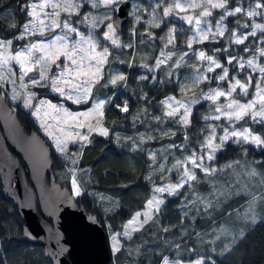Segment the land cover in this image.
<instances>
[{
    "label": "snow or ice",
    "instance_id": "6c2138e0",
    "mask_svg": "<svg viewBox=\"0 0 264 264\" xmlns=\"http://www.w3.org/2000/svg\"><path fill=\"white\" fill-rule=\"evenodd\" d=\"M128 2L28 0L22 11L26 12L29 19L22 26L11 24L12 29L19 30L15 36L0 37V100H11L17 108H22L38 120L40 128L52 142L50 147L60 153L62 158L68 160L71 155H75L69 152L70 145L78 146L82 157L83 151L92 143L90 137L93 134L106 138L110 135V129L104 126L103 120L106 106L114 103L116 93L98 98L95 92L109 85L116 87L119 82L127 80L123 72L107 71L106 74V69L112 63L110 57L113 51L135 48L137 38L141 44L145 43V38L148 41L159 39L163 47L154 64L141 65L148 72H155L162 65L178 70L185 65L186 58L194 56L196 59L185 82L180 84L183 95L180 98H162L158 105L161 114L152 118L158 123L168 121L177 125L184 131V140L179 145L172 141L159 151L147 153L151 161L148 167L152 171L145 179L151 181L153 172L158 171L165 182L153 183L152 194L144 210L134 214L124 225L122 233L112 236L110 247L113 254L122 250L119 235L131 239L133 232H140L150 222H158L159 214L166 207V199L162 198L165 194L175 197L181 195L183 189H189L180 205L184 218H189V211H185L189 206L205 214L214 209L219 203L216 197L222 193L213 187L208 195H202L197 186L205 183L215 186V178L219 174H226V169L231 170L239 186L236 194L244 192L251 197L244 218L255 223L258 200L264 209V192L259 196L254 195L248 192L247 185L259 177V184L264 186V173L258 172L248 162L236 160L218 167L216 160L228 143L254 146L264 151V0H235L234 4H230L229 0H140L130 5L132 10L129 15L134 23L129 41L123 42L113 15H117ZM84 7L90 11L83 12ZM216 12L219 13L218 18ZM229 18L235 19V25L231 28L228 25ZM173 19L186 26L189 35L186 36L184 47L187 51L174 50L177 47L176 35L183 34L185 28L172 24L159 37L153 31L161 29L162 25L166 26ZM138 24L146 25L144 32H138ZM35 36L40 38L31 40ZM24 40L30 42L13 48L16 42ZM224 42L226 47L215 46ZM206 44H212L213 47L205 50L203 46ZM242 45L244 47L239 48ZM233 46L237 47L235 55L231 51ZM166 49H169L167 53ZM169 61L174 62L168 64ZM120 62L123 63V60ZM132 66L133 62L129 61L128 67ZM168 75L171 76L172 72ZM241 75H244V79L239 78ZM137 79L156 81L157 76L142 75ZM254 81L255 90L251 93L252 98L248 99ZM213 83L215 87L211 86ZM205 84L208 85L206 89L200 87ZM36 88H44L47 92L41 96L34 90ZM198 88L199 91H195ZM48 92L54 95L55 102L48 98ZM189 92L191 95H188ZM146 96L144 93L140 99ZM201 101L207 102L209 109L208 114L201 117L206 123L199 129L197 142L193 143L188 130L192 126L194 106ZM69 103L76 106L91 104V107L83 111L72 110L68 107ZM116 107L120 112L127 113L128 101ZM133 119L138 122L139 114ZM253 126H261V131L256 132ZM176 135L175 131L171 132L172 137ZM139 136V141L127 138L131 141L132 151L139 150L146 139H153L151 136L145 137L143 133ZM162 137L171 140L167 132L162 131ZM116 138L119 139V136ZM173 150L181 153V156L176 157ZM242 151L247 154L248 148L243 147ZM170 157L172 162L166 166L165 162ZM70 163L73 166L69 170L72 194L80 196L82 191L75 167L80 160L71 159ZM255 163L264 167V161ZM165 173L175 174V183H168L169 177ZM226 187L230 185L226 184ZM191 218L195 219V214ZM221 231L227 232V228ZM244 237L245 233L241 231V240ZM226 251L230 249L226 248ZM159 255L162 256L160 264H181L180 259L171 260L167 255ZM210 260L211 257L207 260L197 259L193 264H209ZM0 264H3L2 260Z\"/></svg>",
    "mask_w": 264,
    "mask_h": 264
},
{
    "label": "trees",
    "instance_id": "16d2710c",
    "mask_svg": "<svg viewBox=\"0 0 264 264\" xmlns=\"http://www.w3.org/2000/svg\"><path fill=\"white\" fill-rule=\"evenodd\" d=\"M27 2L28 0H0V37L15 36L19 30L12 29L11 24L18 23L22 26L29 19L26 12L22 11ZM138 2L140 0H129L127 4V20L118 33L123 42L129 41L130 29L134 23L133 18L129 15L132 10L130 5ZM229 3L234 4L235 0H229ZM168 24L162 25L161 29H153L157 37L165 33ZM228 25L230 28L234 26L235 19L229 18ZM145 27L144 24L136 25L140 33L144 32ZM176 41L177 47L174 50L184 51L185 47L179 46V41ZM135 45V48L114 50L110 57L112 63L106 69V74L107 71L123 72L127 80L119 82L116 87L109 85V87L99 88L95 92L98 98L112 96L113 92L116 93L114 103L111 106H106L103 120L104 126L110 129L109 137L93 134L90 137L92 143L83 151L82 157L79 147L70 146L69 148L70 151L78 153L77 159L80 160V163L75 167L78 169L77 180L82 194L75 196L74 202L107 235L121 231L125 221L134 212L143 208L144 203L152 194L153 183L165 182L158 175H152L151 181L145 179L152 170L148 167L151 161L147 153L150 150L158 151V148L166 147L172 141L179 145L184 140V131L177 125L168 121L158 123L152 118L161 114L158 105L162 98L183 95L180 84L185 82L192 66L176 69L174 79L169 78L164 81L160 72L163 65L152 73L141 67L144 63H148L150 66L154 64L156 56L160 54L159 50L163 47L159 39L145 40V43L141 44L137 38ZM215 46L226 47L227 44L224 42ZM194 47L199 48L201 45H194ZM203 47L208 50L213 45L206 44ZM243 47L244 45L239 46L241 49ZM168 50L166 49L165 53ZM231 51L232 54H237V47L233 46ZM209 54L212 53L209 52ZM240 54L244 55L242 52ZM121 59L123 63L120 62ZM129 61L133 62L132 67H128ZM221 62L224 63L223 60ZM245 73L247 74V70ZM142 75L149 77L156 75L157 80L142 81L137 79ZM239 78L244 79V75ZM254 83L255 81L248 98L251 97ZM211 86H215V84L213 83ZM200 87L206 89L208 85ZM198 90L199 88L195 89V91ZM35 91L41 96L47 92L44 88ZM144 93L147 94L146 98L140 99ZM47 95L55 102L54 95L49 93ZM188 95H191V92ZM125 100L129 104L127 113L120 112L116 107L117 104L123 106ZM89 105H80L76 108L86 109ZM12 106L16 108L17 119L23 130L25 132L34 130L29 114L17 108L16 104H12ZM68 107L71 108V105L68 104ZM145 109H147L146 112ZM138 114L140 120L134 122L133 118ZM206 114H208V109L204 101L194 106L192 126L188 130L193 143L197 142L199 129L206 123L201 119ZM253 127L256 132L261 131V126ZM162 131L167 132L171 140L162 137ZM172 131H175L177 135L172 137ZM140 133H143L145 137L151 136L153 139H146L139 150L132 151L131 141L127 138L132 137L139 141L137 135ZM117 135L119 139L116 138ZM243 147L248 148L247 154L242 151ZM173 151L176 157L181 156V153ZM236 160L248 162L256 167L258 172L264 173V167L255 163L264 161V151L247 145L237 146L228 143L226 148L218 154L216 166L220 167ZM51 162L50 174L54 181L69 189V178L72 176L68 173V169L73 166L52 152ZM225 173L219 174L215 178V189L217 188L216 190L222 194L216 197L219 203L215 205L214 209H210L205 214L203 211L196 212L194 206H189L188 209H185V211H189V218H184L180 205L184 194L189 192V189H183L179 196L162 197L166 199V207H163L159 214L158 222L155 224L150 222L140 232L133 233L131 239L118 237L122 244V250L112 254L108 264H160L162 256L159 254L167 255L171 260L180 259L181 262H189L197 258L207 260L211 257L209 264H264V219H262L264 212L257 214L255 223L250 219H245L241 212L251 197L242 192L232 196L233 190L232 192L230 190V194L226 195L227 189L224 185L227 184V178L230 177L231 171L226 169ZM168 177L167 182L176 181V176L173 173H170ZM254 179L259 181V177ZM197 187L202 195H207L210 184L205 183ZM247 187L248 192L254 188L251 189L249 184ZM258 191L263 190L259 189ZM193 214H195V219L191 218ZM224 227H227L228 231L222 233L221 230ZM165 228L169 231L164 232ZM210 229L212 230L210 231ZM20 230L21 222L15 206L0 190V260L3 261V264H49L38 246L14 241V238L19 236ZM241 231L245 233L242 240L240 238ZM214 237H218V239ZM226 248L230 251H226Z\"/></svg>",
    "mask_w": 264,
    "mask_h": 264
},
{
    "label": "water",
    "instance_id": "95a60500",
    "mask_svg": "<svg viewBox=\"0 0 264 264\" xmlns=\"http://www.w3.org/2000/svg\"><path fill=\"white\" fill-rule=\"evenodd\" d=\"M126 7L113 16L118 33ZM51 165L49 146L35 130L25 132L16 109L0 100V190L21 222L14 241L38 246L49 264H108L106 233L77 207L69 189L54 181Z\"/></svg>",
    "mask_w": 264,
    "mask_h": 264
},
{
    "label": "rangeland",
    "instance_id": "374dc122",
    "mask_svg": "<svg viewBox=\"0 0 264 264\" xmlns=\"http://www.w3.org/2000/svg\"><path fill=\"white\" fill-rule=\"evenodd\" d=\"M28 3V2H27ZM88 11H90V9L88 8V7H84L83 8V12H88ZM219 15V14H218ZM218 15L216 14V16H217V18H218ZM172 24H175L177 27H179V28H185V32L183 33V34H180V33H177V35H176V40H178L179 41V46H184L185 44H186V36L187 35H189V33L186 31V26H184L183 24H182V22L181 21H179V20H175V19H173V20H171L170 22H169V24H168V26H167V29H166V31H165V33L167 32V30H168V27H171L172 26ZM164 33V34H165ZM163 34V35H164ZM48 35H52V33H48ZM40 37L39 36H35V37H31V40H35V39H39ZM30 42V40H24V41H18V42H16L14 45H13V48L15 49V48H19V47H22L24 44H26V43H29ZM184 51H187V49H186V47H185V50ZM180 52H183V51H180ZM174 61H171V62H169V64H172ZM196 64V59H195V57L194 56H192V57H189V58H186L185 59V65L184 66H182V67H186V66H194V65ZM175 70L176 69H174V68H169L167 65H163L162 66V68H161V76H162V78L164 79V81H166L167 79H169V78H173L174 79V73H175ZM169 72H172V75L171 76H169L168 75V73ZM217 72H219V70L217 71ZM17 75H18V72H17ZM245 75H246V73H245ZM216 86V85H215ZM215 86H212V87H215ZM41 89H43V88H36V89H34V90H41ZM254 90L255 89H253V91L252 92H254ZM199 91V90H198ZM49 94H51L50 92H48ZM51 95H53V94H51ZM177 98H180V97H177ZM252 97H250V98H248V99H251ZM6 102L10 105V106H12V104H15L14 102H12L11 100H6ZM70 104V103H69ZM205 104L207 105V109H209V104L207 103V102H205ZM71 105V109L72 110H77V108H76V105H72V104H70ZM13 108H15L14 106H12ZM89 107H91V104L89 105ZM89 107H87V108H89ZM86 108V109H87ZM16 109V108H15ZM20 110H22V111H25V110H23L22 108H19ZM86 109H78V110H81V111H83V110H86ZM29 117H30V121L32 122V124H33V126H34V130L39 134V136L45 141V143L49 146V148H50V150H51V152L54 154V155H56V156H58V157H60V158H62V156H61V154L60 153H57L56 151H55V149L54 148H52V147H50V145H51V141L48 139V137L45 135V133H44V131L40 128V122L38 121V120H36L35 118H33V117H31V115L29 114ZM81 131H85V130H81ZM137 139L139 140L140 139V136L139 135H137ZM71 146V145H70ZM78 147V146H77ZM254 147V146H253ZM162 148V147H161ZM161 148H158L157 150L159 151ZM151 151V150H150ZM69 152L70 153H74L75 155H71L70 157H69V159L68 160H66L68 163H70V160L71 159H77V157H78V153L77 152H72V151H70L69 150ZM177 157H180V156H177ZM64 159V158H63ZM65 160V159H64ZM171 162H172V158H170V160L169 161H167V162H165L166 163V166H170V164H171ZM71 164V163H70ZM224 165H226V164H224ZM224 165H222V166H224ZM222 166H220V167H222ZM70 169H68V171H69ZM152 171V170H151ZM150 171V172H151ZM229 171H231L230 169H229ZM69 174H70V172H68ZM169 174L170 173H165V175L166 176H169ZM153 175H158V176H160V173L157 171V172H153ZM175 175V174H174ZM71 177L69 178V191H70V194L72 195V197L74 198L75 196H73V194H72V184H71ZM176 179H177V177H176ZM168 183H175V181L174 182H168ZM224 185V184H223ZM227 185H230V187H226V185H224L225 187H226V189H227V193H226V195H229L230 194V190H231V192H232V190H233V192H232V196L233 195H237L236 194V192L239 190V186L235 183V177L234 176H232V175H230V177L229 178H227ZM249 185H251V189L252 190H250L251 192L250 193H252V194H254V195H257V196H259L262 192H264V186H262V185H260L259 184V181H258V179H253L250 183H249ZM256 186V187H255ZM213 187H215V186H213V185H211L210 184V188H209V190L210 189H212ZM235 187H237V188H235ZM235 188V189H234ZM217 189V188H216ZM260 189V190H263V191H258V190ZM209 190H208V193H209ZM241 193V192H240ZM242 193H244V192H242ZM208 195V194H207ZM244 195H246V193L244 194ZM165 196H167L166 194H165ZM150 198V197H149ZM217 199V198H216ZM110 204V203H109ZM146 204V202L144 203V205ZM247 207H248V202L245 204V207H244V209H243V211L241 212L242 214H243V216H245V213H246V211H247ZM144 210V206H143V208L141 209V210H139V211H143ZM137 212V211H136ZM136 212H134L133 213V215L127 220V221H125V223L123 224V226H122V228H121V231H119V232H113V233H111V234H109V235H107L106 234V236H107V243H108V247H109V250H110V253H111V255L113 254V252H112V250H111V247H110V244L111 243H113V241H112V236L113 235H117V234H120V233H122L123 231H124V225L125 224H127L128 223V221L134 216V214L136 213ZM256 212H257V214H260V213H262V212H264V209H262V207H261V204H260V201L258 200L257 201V206H256ZM249 220V219H248ZM224 228H227V227H224ZM213 229V228H212ZM212 229H210V231L212 230ZM228 231V230H227ZM214 232V231H213ZM133 233H135V232H133ZM132 233V234H133ZM118 237H120V238H124V239H126L127 237H124V236H122V235H119ZM214 238H217V237H214ZM197 259H200V258H197ZM197 259H195V260H197ZM195 260H192V261H189V262H181V264H193V261H195Z\"/></svg>",
    "mask_w": 264,
    "mask_h": 264
}]
</instances>
